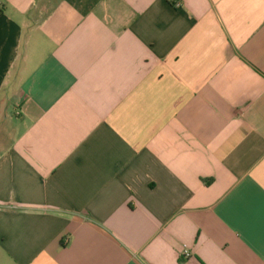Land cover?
Listing matches in <instances>:
<instances>
[{
    "label": "crops",
    "instance_id": "obj_1",
    "mask_svg": "<svg viewBox=\"0 0 264 264\" xmlns=\"http://www.w3.org/2000/svg\"><path fill=\"white\" fill-rule=\"evenodd\" d=\"M0 264H264V0H0Z\"/></svg>",
    "mask_w": 264,
    "mask_h": 264
},
{
    "label": "built area",
    "instance_id": "obj_2",
    "mask_svg": "<svg viewBox=\"0 0 264 264\" xmlns=\"http://www.w3.org/2000/svg\"><path fill=\"white\" fill-rule=\"evenodd\" d=\"M175 4L178 5V2L176 1ZM187 254H188L187 251L183 250V255H187Z\"/></svg>",
    "mask_w": 264,
    "mask_h": 264
}]
</instances>
